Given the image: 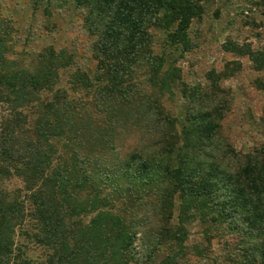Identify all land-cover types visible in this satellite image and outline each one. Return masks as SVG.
Instances as JSON below:
<instances>
[{
    "label": "trees",
    "instance_id": "1",
    "mask_svg": "<svg viewBox=\"0 0 264 264\" xmlns=\"http://www.w3.org/2000/svg\"><path fill=\"white\" fill-rule=\"evenodd\" d=\"M74 1L87 63L18 50L0 16V264H264V150L222 134L241 64L198 85L178 67L210 0Z\"/></svg>",
    "mask_w": 264,
    "mask_h": 264
},
{
    "label": "rangeland",
    "instance_id": "2",
    "mask_svg": "<svg viewBox=\"0 0 264 264\" xmlns=\"http://www.w3.org/2000/svg\"><path fill=\"white\" fill-rule=\"evenodd\" d=\"M204 7V14L191 27L193 48L178 63L181 76L189 85L205 84L212 70L223 72L227 65L233 69V62L241 64V71L222 83L232 98L222 134L237 152L264 150V70L259 72L248 57L225 51V47L247 46L264 53V0H210ZM83 15L74 0H0V16L12 22L20 41L18 50L23 46L30 51L48 46L78 49L81 61L87 63L90 39ZM152 35L159 53L164 46L162 33L153 30ZM181 105L180 100L167 102L173 113ZM200 233L199 227L192 228L191 241L198 242ZM224 242L215 243L217 253L222 254ZM35 254L33 258L41 253Z\"/></svg>",
    "mask_w": 264,
    "mask_h": 264
}]
</instances>
